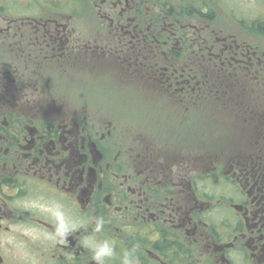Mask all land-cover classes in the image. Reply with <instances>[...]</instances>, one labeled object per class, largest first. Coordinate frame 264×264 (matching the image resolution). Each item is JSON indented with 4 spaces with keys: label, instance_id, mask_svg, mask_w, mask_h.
<instances>
[{
    "label": "flooded vegetation",
    "instance_id": "flooded-vegetation-1",
    "mask_svg": "<svg viewBox=\"0 0 264 264\" xmlns=\"http://www.w3.org/2000/svg\"><path fill=\"white\" fill-rule=\"evenodd\" d=\"M215 5L0 0V264H264V20Z\"/></svg>",
    "mask_w": 264,
    "mask_h": 264
},
{
    "label": "clouds",
    "instance_id": "clouds-1",
    "mask_svg": "<svg viewBox=\"0 0 264 264\" xmlns=\"http://www.w3.org/2000/svg\"><path fill=\"white\" fill-rule=\"evenodd\" d=\"M49 214L52 215L56 223L55 230L52 233V243L61 242L70 233L86 228L83 222L70 218L64 211V206L59 203L56 204L55 211H50ZM105 223L103 216L94 217L93 233L99 234L103 232ZM83 243L91 251L94 264H109V261L115 257V247L108 240L99 241L95 235H92L85 237ZM138 251V244L124 251L120 257V264H140Z\"/></svg>",
    "mask_w": 264,
    "mask_h": 264
},
{
    "label": "rangeland",
    "instance_id": "rangeland-1",
    "mask_svg": "<svg viewBox=\"0 0 264 264\" xmlns=\"http://www.w3.org/2000/svg\"><path fill=\"white\" fill-rule=\"evenodd\" d=\"M217 2V1H216ZM220 4L225 9L227 13H222L219 8L215 5L214 9L218 11L219 17H217L216 26L223 27V28H235L239 25V19L245 17L244 21L245 24V33L246 38L251 39L252 42H255L256 39L254 38L255 30L249 29V24L253 25V23L258 20H264V0H220ZM228 13H231L234 17H229ZM261 18V19H260ZM86 20H75L72 21L74 26H84ZM243 25V24H242ZM236 29V28H235ZM238 37L242 38V35H237ZM264 45V33L263 37L259 40Z\"/></svg>",
    "mask_w": 264,
    "mask_h": 264
},
{
    "label": "trees",
    "instance_id": "trees-1",
    "mask_svg": "<svg viewBox=\"0 0 264 264\" xmlns=\"http://www.w3.org/2000/svg\"><path fill=\"white\" fill-rule=\"evenodd\" d=\"M261 27H262L263 33H264V21L262 22Z\"/></svg>",
    "mask_w": 264,
    "mask_h": 264
}]
</instances>
